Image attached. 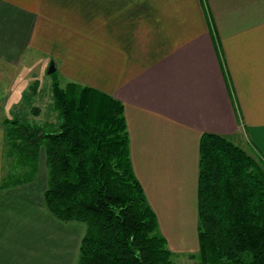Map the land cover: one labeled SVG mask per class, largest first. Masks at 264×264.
<instances>
[{
  "label": "crops",
  "instance_id": "obj_1",
  "mask_svg": "<svg viewBox=\"0 0 264 264\" xmlns=\"http://www.w3.org/2000/svg\"><path fill=\"white\" fill-rule=\"evenodd\" d=\"M36 53L62 85L123 104L134 173L173 248L189 247L179 227L198 236L204 134L264 161V0H0L4 108L23 104ZM46 189L44 152L33 182L0 188V264H78L86 226L55 218Z\"/></svg>",
  "mask_w": 264,
  "mask_h": 264
},
{
  "label": "trees",
  "instance_id": "obj_2",
  "mask_svg": "<svg viewBox=\"0 0 264 264\" xmlns=\"http://www.w3.org/2000/svg\"><path fill=\"white\" fill-rule=\"evenodd\" d=\"M51 77L58 123L4 122L14 165L0 188L31 183L44 152L47 209L86 226L78 264H175L132 167L123 104L91 87L62 86L57 71ZM256 158L222 136H202L199 264H264V161Z\"/></svg>",
  "mask_w": 264,
  "mask_h": 264
},
{
  "label": "rangeland",
  "instance_id": "obj_3",
  "mask_svg": "<svg viewBox=\"0 0 264 264\" xmlns=\"http://www.w3.org/2000/svg\"><path fill=\"white\" fill-rule=\"evenodd\" d=\"M44 61L45 60L43 59V57L36 53L35 55H32L31 62H30L31 64L27 65V67H24L21 69L22 76L25 77L26 80H24L23 78H20V80L22 82H24V81H26L27 83L29 82L32 86L30 88H28V86H26V90L23 94V95H25V97H22L23 98V101H22L23 104L22 105H19L18 107L10 106L8 108H4L2 105H0V118H2V119L8 118V120H13V119L17 118V119H21L27 123H32L34 125H39V126H42V125H44L46 123H50V122L55 123V124L58 123L57 113L53 110L52 77H51V75L48 74V70L50 69V62L48 65ZM58 77L61 78L59 73H58ZM36 82H38V84H40V85L36 86ZM34 83H35V85H34ZM65 85H66V83H64L62 86H65ZM40 86H41V90H40L39 95H35V93H37V91H36L37 88H39ZM29 106H31V107L34 106L32 109V113H31V110L29 111V108H28ZM23 107H25V108L23 109ZM38 109H39V113H37ZM3 146H4V152H3L4 164H3V166L5 169V171H3V173L6 174V170L8 171V169H9L11 171L12 167H10V165H14V164L11 162V160H10V162L7 161L8 160L7 157L5 158V134H4ZM249 150L251 152L253 151L251 149H249ZM253 156H255V158L256 157L260 158L256 153H254ZM12 173H13V171L11 172V174ZM37 174H36V177H37ZM36 177H35V179H36ZM46 177H47V188H48V169H47V166H46ZM18 203H19L18 208L24 207L23 201H19ZM45 205H46V203H45ZM32 209H35V207H32ZM46 209H47V207H46ZM60 221H62V220H60ZM62 222H67V221H62ZM69 222L75 223V221H69ZM78 223H81V225L82 224L85 225L82 222H78ZM159 229H160V227H159ZM177 230L182 231V234H174V235H176V236L180 237L182 240H184L189 245V247L187 249H184V251H181L180 249L173 248V246L169 245V243L167 241L168 248L173 254L172 259H173L174 263L175 264H199V262H200L199 253H198L199 248H200L199 247V238H197L198 236L195 235L194 228H191V230H190L189 228H183L182 229L179 227V228H177ZM160 232H161V230H160ZM193 240L195 242H193Z\"/></svg>",
  "mask_w": 264,
  "mask_h": 264
},
{
  "label": "water",
  "instance_id": "obj_4",
  "mask_svg": "<svg viewBox=\"0 0 264 264\" xmlns=\"http://www.w3.org/2000/svg\"><path fill=\"white\" fill-rule=\"evenodd\" d=\"M55 72H56V67H55L54 63L52 62V63L50 64V69L48 70V74H49V75H52V74H54Z\"/></svg>",
  "mask_w": 264,
  "mask_h": 264
}]
</instances>
